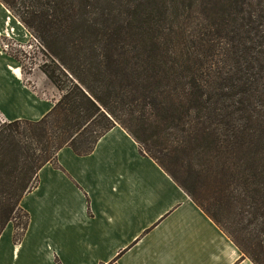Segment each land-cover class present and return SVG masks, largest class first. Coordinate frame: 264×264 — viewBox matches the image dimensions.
I'll list each match as a JSON object with an SVG mask.
<instances>
[{
    "label": "trees",
    "instance_id": "1",
    "mask_svg": "<svg viewBox=\"0 0 264 264\" xmlns=\"http://www.w3.org/2000/svg\"><path fill=\"white\" fill-rule=\"evenodd\" d=\"M43 42L61 92L0 123V237L65 147L123 127L254 264H264V0H0ZM24 218V220H23Z\"/></svg>",
    "mask_w": 264,
    "mask_h": 264
},
{
    "label": "crops",
    "instance_id": "2",
    "mask_svg": "<svg viewBox=\"0 0 264 264\" xmlns=\"http://www.w3.org/2000/svg\"><path fill=\"white\" fill-rule=\"evenodd\" d=\"M7 86L0 72V89ZM15 96L0 91V106ZM54 105L36 119L7 120L36 121ZM21 206L29 227L16 243L15 224L7 225L0 264H254L121 126L89 155L61 149Z\"/></svg>",
    "mask_w": 264,
    "mask_h": 264
},
{
    "label": "rangeland",
    "instance_id": "3",
    "mask_svg": "<svg viewBox=\"0 0 264 264\" xmlns=\"http://www.w3.org/2000/svg\"><path fill=\"white\" fill-rule=\"evenodd\" d=\"M0 12L4 14L0 23L3 63L0 72L9 85L0 91L16 95L14 102L4 99L1 103L0 123L8 121L7 116L36 119L61 97V92L42 70L43 65L53 63V57L43 42L1 1Z\"/></svg>",
    "mask_w": 264,
    "mask_h": 264
}]
</instances>
